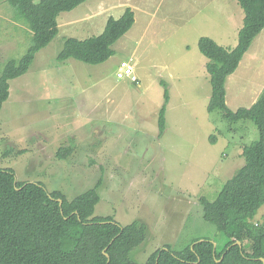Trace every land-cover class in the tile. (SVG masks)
Returning <instances> with one entry per match:
<instances>
[{
    "label": "rangeland",
    "instance_id": "374dc122",
    "mask_svg": "<svg viewBox=\"0 0 264 264\" xmlns=\"http://www.w3.org/2000/svg\"><path fill=\"white\" fill-rule=\"evenodd\" d=\"M129 6L135 23L107 61L57 59L67 37L98 35ZM244 16L237 0H87L62 12L57 36L24 75L10 80L0 111V168L69 200L100 180L95 215L147 225L146 240L132 252L140 263L158 248L181 250L198 237L221 250L226 237L204 218L200 199L217 198L260 131L253 120L231 122L208 111L212 85L198 42L209 36L235 47ZM32 34L16 8L0 0V75L8 60L27 53ZM122 61L133 65L136 81L118 76ZM162 80L170 100L159 135ZM263 90L264 29L229 76L227 103L249 107ZM65 147L73 152L61 158Z\"/></svg>",
    "mask_w": 264,
    "mask_h": 264
},
{
    "label": "trees",
    "instance_id": "16d2710c",
    "mask_svg": "<svg viewBox=\"0 0 264 264\" xmlns=\"http://www.w3.org/2000/svg\"><path fill=\"white\" fill-rule=\"evenodd\" d=\"M32 31V44L19 60H8L0 75V111L10 96V80L24 75L36 54L59 33V15L87 0H8ZM245 16L235 47L202 36L198 46L208 58L212 95L208 111L218 110L231 121L253 120L260 138L243 147L245 164L224 185L215 200L201 197L204 218L226 237L218 250L210 238H194L181 250L167 244L144 264H264V90L255 103L233 110L227 103V81L239 67L254 39L264 29V0H237ZM135 23L126 7L121 17L110 16L102 33L86 39L67 37L57 59L75 58L101 64L115 53L114 44ZM159 110V135L166 129L170 91L166 81ZM213 143L216 136H212ZM72 148H60L64 158ZM97 185L69 200L60 190L41 183L16 181L11 168H0V264H143L133 250L147 238V225L134 220L120 224L114 215H95L100 201ZM59 199H62V205ZM242 241V247L236 242ZM109 254L106 255V253Z\"/></svg>",
    "mask_w": 264,
    "mask_h": 264
},
{
    "label": "built area",
    "instance_id": "2783aa9c",
    "mask_svg": "<svg viewBox=\"0 0 264 264\" xmlns=\"http://www.w3.org/2000/svg\"><path fill=\"white\" fill-rule=\"evenodd\" d=\"M121 66L123 69L118 72L119 77H123L124 75H130L131 79L133 78V81H136L138 79L137 77L135 78V75L132 72L133 65H131V63L127 61H122Z\"/></svg>",
    "mask_w": 264,
    "mask_h": 264
},
{
    "label": "water",
    "instance_id": "95a60500",
    "mask_svg": "<svg viewBox=\"0 0 264 264\" xmlns=\"http://www.w3.org/2000/svg\"><path fill=\"white\" fill-rule=\"evenodd\" d=\"M59 201H60V204L62 205V199H59ZM203 240H204V239H201L200 241H203ZM236 243L239 244V245L242 247V241L238 240ZM214 248H215V250H216V243H215V242H214ZM105 253H106V252H105ZM106 255L109 256L108 253H106ZM261 259H262L263 262H264V258H261Z\"/></svg>",
    "mask_w": 264,
    "mask_h": 264
}]
</instances>
